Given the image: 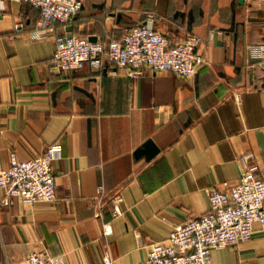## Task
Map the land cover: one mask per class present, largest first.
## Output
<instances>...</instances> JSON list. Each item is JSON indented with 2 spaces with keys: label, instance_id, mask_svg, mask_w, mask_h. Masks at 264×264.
I'll return each instance as SVG.
<instances>
[{
  "label": "crops",
  "instance_id": "1",
  "mask_svg": "<svg viewBox=\"0 0 264 264\" xmlns=\"http://www.w3.org/2000/svg\"><path fill=\"white\" fill-rule=\"evenodd\" d=\"M82 2L72 23L33 41L39 11L0 0V171L12 155L30 160L62 145L52 163L55 203L6 206L0 188V264L42 252L65 264H102L107 255L139 264L149 245L210 210L212 188L238 183L244 155L264 174V0ZM152 13L171 43L201 39L206 64L194 77L51 66L56 35L107 46ZM118 199L122 215L114 217ZM254 228L251 241L215 251L214 263L264 264V231Z\"/></svg>",
  "mask_w": 264,
  "mask_h": 264
},
{
  "label": "built area",
  "instance_id": "2",
  "mask_svg": "<svg viewBox=\"0 0 264 264\" xmlns=\"http://www.w3.org/2000/svg\"><path fill=\"white\" fill-rule=\"evenodd\" d=\"M31 5L40 13L37 29L30 33L33 41H45L56 25H69L83 8L82 0H12ZM157 16L148 15L146 21L130 29L124 36L114 38L106 46L99 41L70 34L56 35L53 69L76 72L89 65L101 72L106 65L126 71L131 78H139L147 71L171 73L178 79L192 78L198 68L206 64L198 49L201 39L187 36L180 44H173L168 37L155 30ZM15 33L24 30L22 22L14 26ZM236 100L241 102L242 96ZM62 150L53 144L37 158L19 160L12 155L10 167L0 171V188L6 199L3 204L13 205L16 200L34 206L53 204L57 200L56 179L52 163ZM247 165L234 186L223 183L222 188L210 190V210L196 218L173 227L166 243L149 245L148 257L139 264H215L214 252L251 241L256 233L254 225L264 231V174L249 153L242 157ZM104 187L97 190L102 198ZM115 203L114 217L122 215ZM111 224L104 227V235L112 234ZM19 264H65L62 257L47 252L35 253ZM102 264H115L111 255Z\"/></svg>",
  "mask_w": 264,
  "mask_h": 264
}]
</instances>
